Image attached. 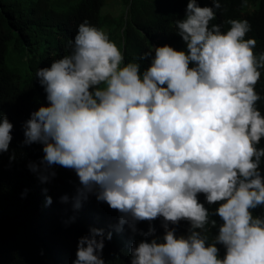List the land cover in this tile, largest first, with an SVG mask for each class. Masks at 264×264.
Masks as SVG:
<instances>
[{"label":"clouds","instance_id":"clouds-1","mask_svg":"<svg viewBox=\"0 0 264 264\" xmlns=\"http://www.w3.org/2000/svg\"><path fill=\"white\" fill-rule=\"evenodd\" d=\"M211 2L189 0L176 21L186 47L153 45L140 58L150 60L144 71L85 21L71 53L35 74L48 103L24 124L23 143L40 144L44 153L29 169L42 182L56 176L54 166L73 170L77 209L94 195L119 212L115 230L127 226L144 237L130 249L131 264H264V215H254L264 207V114L256 91L264 53L245 38L248 20L227 21L226 32L212 24L221 2ZM13 127L0 110V154L9 151ZM201 194L218 206L206 207ZM182 221L190 225L186 234H178ZM142 222L147 232L137 227ZM210 228L217 230L211 243ZM106 239L111 232L91 229L73 264H106Z\"/></svg>","mask_w":264,"mask_h":264},{"label":"trees","instance_id":"trees-1","mask_svg":"<svg viewBox=\"0 0 264 264\" xmlns=\"http://www.w3.org/2000/svg\"><path fill=\"white\" fill-rule=\"evenodd\" d=\"M0 0V110L13 124L8 152L0 154V264H73L78 242L93 228L112 233L105 240L106 264H131L130 249L144 237L125 226L117 232L120 213L94 195L74 206L79 179L73 170L54 166L56 176L42 182L28 165L39 163L43 156L40 144L25 145L24 124L31 113L47 105L46 93L36 79V72L71 53L70 41L78 26L87 21L106 30L101 17L104 0ZM189 0H128L127 19L120 32L108 28L107 34L125 56V63L137 62L144 71L150 60H141L144 52L155 46L171 45L177 50L186 46L176 34V21L185 17ZM221 8L212 24L230 28L229 20H248L251 31L246 39L257 40L255 52L264 53V0H220ZM200 6H213L211 0H198ZM21 54L26 75L9 65L10 52ZM256 91L261 96L258 108L264 114V69ZM259 147H264L262 139ZM15 156L14 160L10 157ZM264 168V164H262ZM67 196V202L62 198ZM51 198V203L48 198ZM209 206L203 194L199 197ZM264 215V207L254 210ZM220 222L219 217H214ZM157 234H163L161 221L153 222ZM137 227L147 232L150 225ZM190 225L182 221L178 234H186ZM216 229L207 235L211 243ZM151 239V238H149ZM221 257L225 254L222 246Z\"/></svg>","mask_w":264,"mask_h":264},{"label":"rangeland","instance_id":"rangeland-1","mask_svg":"<svg viewBox=\"0 0 264 264\" xmlns=\"http://www.w3.org/2000/svg\"><path fill=\"white\" fill-rule=\"evenodd\" d=\"M62 1V0H61ZM128 0H104V6L101 10V17L105 20V29L104 32L107 33L108 28L112 29L113 32L118 33L122 29L123 25L127 19V11H128ZM64 0V3H61L60 6L64 8L68 5ZM76 1L72 4H75ZM25 60L21 56V54H14L12 51L9 55V65L14 69H17L22 76L26 75Z\"/></svg>","mask_w":264,"mask_h":264}]
</instances>
